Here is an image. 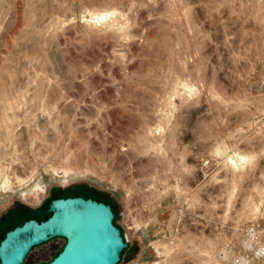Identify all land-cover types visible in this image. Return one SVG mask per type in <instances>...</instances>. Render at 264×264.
Returning a JSON list of instances; mask_svg holds the SVG:
<instances>
[{
  "label": "rangeland",
  "instance_id": "rangeland-1",
  "mask_svg": "<svg viewBox=\"0 0 264 264\" xmlns=\"http://www.w3.org/2000/svg\"><path fill=\"white\" fill-rule=\"evenodd\" d=\"M68 195L118 264H264V0H0V240Z\"/></svg>",
  "mask_w": 264,
  "mask_h": 264
},
{
  "label": "water",
  "instance_id": "water-1",
  "mask_svg": "<svg viewBox=\"0 0 264 264\" xmlns=\"http://www.w3.org/2000/svg\"><path fill=\"white\" fill-rule=\"evenodd\" d=\"M48 212L8 229L0 241V264H22L32 249L55 237L65 244L48 261L33 264H118L127 247L112 204L83 195L53 198Z\"/></svg>",
  "mask_w": 264,
  "mask_h": 264
},
{
  "label": "trees",
  "instance_id": "trees-1",
  "mask_svg": "<svg viewBox=\"0 0 264 264\" xmlns=\"http://www.w3.org/2000/svg\"><path fill=\"white\" fill-rule=\"evenodd\" d=\"M50 214H51V212H48L47 215H46L44 218L48 217ZM29 218H31V217H29ZM44 218H42V219H44ZM27 219H28V218H27ZM25 220H26V219H25ZM25 220H24V221H25ZM24 221H23V222H24ZM23 222H22V223H23ZM20 224H21V223H20ZM13 227H14V226H13ZM4 236H5V234L2 236V238H3ZM0 241H1V240H0Z\"/></svg>",
  "mask_w": 264,
  "mask_h": 264
},
{
  "label": "bare ground",
  "instance_id": "bare-ground-1",
  "mask_svg": "<svg viewBox=\"0 0 264 264\" xmlns=\"http://www.w3.org/2000/svg\"><path fill=\"white\" fill-rule=\"evenodd\" d=\"M14 186H15V185H14ZM14 186H9V188H10V189L12 188V189L14 190V189H16V187H14ZM6 188H7V187H6Z\"/></svg>",
  "mask_w": 264,
  "mask_h": 264
},
{
  "label": "built area",
  "instance_id": "built-area-1",
  "mask_svg": "<svg viewBox=\"0 0 264 264\" xmlns=\"http://www.w3.org/2000/svg\"><path fill=\"white\" fill-rule=\"evenodd\" d=\"M124 235H125V234H124ZM125 238L128 239V238H127V234L125 235Z\"/></svg>",
  "mask_w": 264,
  "mask_h": 264
},
{
  "label": "snow or ice",
  "instance_id": "snow-or-ice-1",
  "mask_svg": "<svg viewBox=\"0 0 264 264\" xmlns=\"http://www.w3.org/2000/svg\"><path fill=\"white\" fill-rule=\"evenodd\" d=\"M97 23H99V21H97Z\"/></svg>",
  "mask_w": 264,
  "mask_h": 264
},
{
  "label": "flooded vegetation",
  "instance_id": "flooded-vegetation-1",
  "mask_svg": "<svg viewBox=\"0 0 264 264\" xmlns=\"http://www.w3.org/2000/svg\"><path fill=\"white\" fill-rule=\"evenodd\" d=\"M94 198V197H93ZM64 238V237H63Z\"/></svg>",
  "mask_w": 264,
  "mask_h": 264
}]
</instances>
